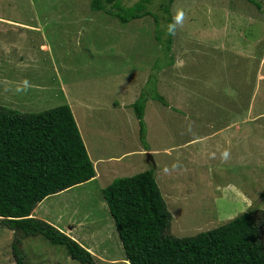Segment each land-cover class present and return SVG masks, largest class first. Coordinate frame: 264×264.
Listing matches in <instances>:
<instances>
[{
    "label": "rangeland",
    "instance_id": "rangeland-1",
    "mask_svg": "<svg viewBox=\"0 0 264 264\" xmlns=\"http://www.w3.org/2000/svg\"><path fill=\"white\" fill-rule=\"evenodd\" d=\"M122 1L131 7L139 0ZM165 1L153 0V12ZM177 10L186 13L183 28L169 36L163 21L158 39L151 17L123 25L92 11L90 0H0V106L40 113L69 105L93 162L148 151L93 163L97 180L47 198L33 213L90 252L98 249L91 252L98 264H123L103 196L122 178L155 172L173 216L169 233L178 238L264 210V13L249 0H175L173 16ZM24 81L30 87L17 93ZM141 98L143 139L133 109ZM242 115L243 144L234 143L236 127L220 142L203 137ZM213 146L220 155L209 159ZM22 241L29 264H80L42 237ZM14 242L0 221V264H17Z\"/></svg>",
    "mask_w": 264,
    "mask_h": 264
},
{
    "label": "trees",
    "instance_id": "trees-1",
    "mask_svg": "<svg viewBox=\"0 0 264 264\" xmlns=\"http://www.w3.org/2000/svg\"><path fill=\"white\" fill-rule=\"evenodd\" d=\"M249 1L264 13V0ZM174 2L165 1L159 13L152 10L153 0H139L131 7H125L122 0H90V8L123 25L151 17L159 39L163 21L172 22ZM31 43L37 44L33 39ZM154 98L168 105L163 96ZM146 102L141 98L133 105L141 139ZM95 177L69 105L40 113L0 106V221L15 234L12 249L17 264H29L20 247L23 239L34 237L64 247L80 264H98L97 257L76 240L33 216L47 198ZM103 196L124 249L123 264H264V210L251 209L213 230L178 238L169 233L173 216L154 171L116 180L103 190ZM92 251L101 254L96 248Z\"/></svg>",
    "mask_w": 264,
    "mask_h": 264
},
{
    "label": "crops",
    "instance_id": "crops-1",
    "mask_svg": "<svg viewBox=\"0 0 264 264\" xmlns=\"http://www.w3.org/2000/svg\"><path fill=\"white\" fill-rule=\"evenodd\" d=\"M261 79V78H260ZM256 87L257 88H259L258 87V82H257V85H256ZM224 90V92H226V91H228V89L227 88H225V89H223ZM252 103H251V105L249 106V108H248V113L246 114V116L247 115H250L251 113L250 112H253L252 111ZM253 109H254V107H253ZM241 114V113H240ZM74 116H75V118H76V115L74 114ZM239 117H240V115H239ZM249 117V116H248ZM243 120H245V118L243 117V115L241 116V118H236L234 121H233V123H229L228 125H226V126H224V127H220L219 126V128H217V129H215L213 132H212V134L211 135H204L203 137H205L206 138V141L207 140H212V139H216L217 138V140H218V142H220V140H224V139H227V136L229 135V133H233V131H230V130H232L234 127H236V132H235V137H236V141L234 142V143H236L237 141H239V142H242V144H243V134H244V131H243ZM76 121H77V124H78V120H77V118H76ZM244 122H247L246 124H245V127H246V129L247 128H249V124H248V122H250V120L249 119H247V117H246V121H244ZM79 127V126H78ZM244 130H245V128H244ZM230 131V132H229ZM238 134H239V136H238ZM230 137H233V136H230ZM205 141V142H206ZM223 142V141H222ZM85 144H86V142H85ZM220 144V143H219ZM87 145V144H86ZM221 145V144H220ZM228 145H233V143L232 144H226V145H224V146H228ZM215 146V145H214ZM214 146H213V148H212V150L210 151V154H209V159H211V158H213V159H215L214 158V156H219L220 155V148H221V146L219 147V146H217L216 148H214ZM230 146H228V147H230ZM87 147V146H86ZM140 147V146H139ZM142 148H140V149H137L136 151H130V150H127V151H123V154L122 155H119V156H116V157H111V158H109V159H104V157H102L101 159H98L97 161H92L93 160V158H92V156H91V154H90V152H89V150H88V147H87V151H88V153H89V155H90V158H91V161L95 164V163H97V162H99V163H104V162H106V161H109V160H115V161H119V162H123V160H125V159H127V158H131V157H138L137 159H140V157L142 156V155H146L147 154V149H145V148H143V146H141ZM124 150V149H123ZM143 150V151H142ZM121 151V150H120ZM208 151V150H207ZM202 153H204V154H207V152H204V151H201ZM152 153H154V151H152L150 154H152ZM190 153H192V152H190ZM193 154H196V153H193ZM132 155V156H131ZM130 156V157H129ZM152 156V155H151ZM149 157L148 158V160H152V157ZM123 159H122V158ZM119 158H121V159H119ZM199 159V158H198ZM200 160V159H199ZM227 161H223V164H225ZM226 164H229L228 162L226 163ZM226 166V165H225ZM226 168V167H225ZM224 171V170H223ZM225 171H227V170H225ZM224 171V172H225ZM223 172V173H224ZM97 174H96V180L100 177V175H99V173H98V171L96 172Z\"/></svg>",
    "mask_w": 264,
    "mask_h": 264
},
{
    "label": "clouds",
    "instance_id": "clouds-1",
    "mask_svg": "<svg viewBox=\"0 0 264 264\" xmlns=\"http://www.w3.org/2000/svg\"><path fill=\"white\" fill-rule=\"evenodd\" d=\"M185 20H186V13L183 11V10H177L175 12V15L173 16L172 18V22H170L169 24H167L166 26V33L167 35L169 36H176L177 34V31L179 29H182L183 28V25L185 23ZM177 67L181 66L179 62H177ZM30 87L28 81H24L23 82V87L21 86H17V88L15 89V91L17 93H20V92H26L28 90V88ZM7 90V89H6ZM77 122V121H76ZM87 148V147H86ZM89 154V153H88ZM229 152L226 150L222 153V159L223 160H227L229 158ZM61 231V230H60ZM83 246V245H82ZM85 247V246H83ZM88 251H90L87 247H85ZM92 252V251H91ZM93 253V252H92ZM118 261V260H116ZM128 263V262H127ZM129 264V263H128Z\"/></svg>",
    "mask_w": 264,
    "mask_h": 264
}]
</instances>
